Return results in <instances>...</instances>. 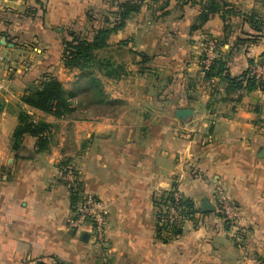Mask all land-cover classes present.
I'll return each instance as SVG.
<instances>
[{"label":"crops","instance_id":"obj_1","mask_svg":"<svg viewBox=\"0 0 264 264\" xmlns=\"http://www.w3.org/2000/svg\"><path fill=\"white\" fill-rule=\"evenodd\" d=\"M102 1L0 0V78L10 70L0 88V264H253L264 254V87L238 92L224 76L264 59V0H144L95 51L127 74L101 79L66 67L60 52L66 29H90L85 15ZM250 14L263 23L252 26ZM205 38L225 74L199 76ZM46 70L69 95L60 118L20 100ZM178 108L193 115L179 121ZM22 109L53 125L47 150L34 151L30 136L24 152L12 150ZM62 161L77 188L60 180ZM214 184L234 205L232 223L218 214ZM169 191L197 209L177 232L161 223ZM84 194L108 209L102 249L91 222L68 227Z\"/></svg>","mask_w":264,"mask_h":264},{"label":"trees","instance_id":"obj_2","mask_svg":"<svg viewBox=\"0 0 264 264\" xmlns=\"http://www.w3.org/2000/svg\"><path fill=\"white\" fill-rule=\"evenodd\" d=\"M143 2L144 0H105V6L98 10L100 15L99 19L94 16L96 12L86 13V19L90 23V29H85L89 31L88 33L74 30L69 27L66 29V34L61 36L60 59L62 63L68 68H96L101 74L111 78H119L121 75H126L127 71H125L123 65L114 64L108 58L103 59L96 57L95 51L108 45L107 40L109 36L122 29L126 20L132 14L140 10ZM214 7L215 4L208 2L207 7H204L200 13V19L204 21L207 18L208 11H214ZM32 12L34 14V10ZM25 14L31 15L27 10ZM244 16L245 20L252 26H255L256 23L259 25L263 23V21L260 18H256L254 14ZM258 62L264 63V59ZM252 63L253 60L250 59L249 65ZM220 73L225 74L222 63L215 57L210 68L206 72V77L209 78L214 74ZM224 77L229 80L230 87L235 90L264 87V81L256 80L249 75V66L242 75L237 78H229L226 75ZM97 84L96 82V86ZM20 100L23 104L56 118H60L72 110L69 95L63 88L62 83L51 71L47 70L42 72L31 85L26 87L25 93L21 95ZM52 128L53 125L51 123L43 120H35L24 109L19 110L17 114V124L10 137L12 150L16 152V154L24 152L25 147L23 146V141L26 136L35 139L34 151L47 150L52 137ZM65 164L66 162L62 161L59 167ZM175 189L176 188H174V190ZM172 195L173 191L167 193V202L172 199ZM76 197V194L72 192L71 201L75 202ZM177 207L181 214V218L191 219L197 211L187 198L179 197ZM218 214L221 215L219 212ZM176 224L177 222L169 225V228H172L173 232H177L178 228ZM35 264H57V262L45 263L43 261H37Z\"/></svg>","mask_w":264,"mask_h":264},{"label":"built area","instance_id":"obj_3","mask_svg":"<svg viewBox=\"0 0 264 264\" xmlns=\"http://www.w3.org/2000/svg\"><path fill=\"white\" fill-rule=\"evenodd\" d=\"M217 45L214 39L205 38L202 45V56L201 64L199 69V76L202 79H206V72L210 68L212 62L216 57ZM3 61V57L0 55V63ZM22 64H24L22 62ZM9 71L5 72V75L0 78V88L4 87L9 80ZM249 75L254 77L256 80L264 81V63H259L258 60H254L252 64L249 65ZM240 90H238L239 92ZM59 176L65 179L68 186L71 189L77 188V180L74 172L64 166L59 170ZM180 194L177 191L173 192L172 201L169 200L164 211L161 223L164 225H171L178 223L181 220V214L179 213L177 202ZM213 199L215 206L221 217L229 223L235 221L236 213L235 208L226 195L223 187L219 184H214L213 188ZM74 216L68 221V227L71 229H77L85 221L91 222L94 227V236L97 244L100 245L104 241L103 230L108 216V209L104 203L95 198L92 195L84 194L82 195L81 201L74 205Z\"/></svg>","mask_w":264,"mask_h":264},{"label":"rangeland","instance_id":"obj_4","mask_svg":"<svg viewBox=\"0 0 264 264\" xmlns=\"http://www.w3.org/2000/svg\"><path fill=\"white\" fill-rule=\"evenodd\" d=\"M104 1V0H103ZM103 1L100 3L101 5H102V7H104L105 5H104V3H103ZM94 16H96L97 17V19H99V17H100V15H99V12L97 11L96 13H95V15ZM98 21V20H97ZM96 24H97V22H96ZM80 31H82V32H84V33H88L89 31H87V30H80ZM96 57H99V58H102V50L101 51H99L98 53H96ZM114 64H115V62H113ZM125 68V67H124ZM87 70H89V71H92V70H95L96 71V73H100V71H97L96 70V68H92V69H87ZM125 71H127L126 69H125ZM95 73V72H94ZM101 74V73H100ZM97 75V74H96ZM99 75V74H98ZM101 76V79H102V74L100 75ZM99 76V77H100ZM90 86H91V89H92V92L93 93H95L94 95H96V96H98L97 95V88L96 87H98V86H94L93 85V83H90ZM30 114V113H29ZM35 120H40V119H36V117H34L32 114H30ZM13 131V130H12ZM12 133V132H11ZM9 137H11V134L9 135ZM24 144V143H23ZM66 162V164L65 165H63L62 167H64V166H66V167H68V168H70L73 172H74V169L71 167L72 165L71 164H69L67 161H65ZM59 170H61V167L58 169V173H59ZM59 175V174H58ZM59 178H60V180L65 184V186L68 188V190H70V187L68 186V183H67V181L65 180V179H63L62 177H60L59 176ZM79 201H81V197H80V200H78V202ZM92 240H93V244L95 245V246H100L101 247V249H102V247H104V245H105V239H104V241H103V243H101L100 245H98L97 244V241H96V239L93 237L92 238ZM255 260L256 261H254L253 262V264H264V254L263 255H261V256H259V257H257V258H255Z\"/></svg>","mask_w":264,"mask_h":264},{"label":"water","instance_id":"obj_5","mask_svg":"<svg viewBox=\"0 0 264 264\" xmlns=\"http://www.w3.org/2000/svg\"><path fill=\"white\" fill-rule=\"evenodd\" d=\"M0 43H4V38L0 40ZM193 115V109L192 108H178L174 111V116L179 121H187L191 116ZM263 151V148L261 149ZM213 209L212 206H205L201 209V211H207V210ZM264 261V260H263Z\"/></svg>","mask_w":264,"mask_h":264}]
</instances>
